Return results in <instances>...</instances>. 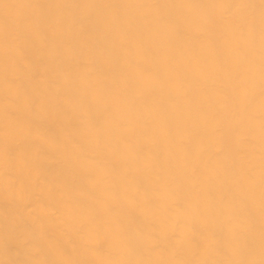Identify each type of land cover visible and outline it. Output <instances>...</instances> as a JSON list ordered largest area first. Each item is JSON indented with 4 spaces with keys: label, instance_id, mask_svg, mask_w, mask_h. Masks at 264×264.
Instances as JSON below:
<instances>
[{
    "label": "bare ground",
    "instance_id": "obj_1",
    "mask_svg": "<svg viewBox=\"0 0 264 264\" xmlns=\"http://www.w3.org/2000/svg\"><path fill=\"white\" fill-rule=\"evenodd\" d=\"M0 264H264V0H0Z\"/></svg>",
    "mask_w": 264,
    "mask_h": 264
}]
</instances>
